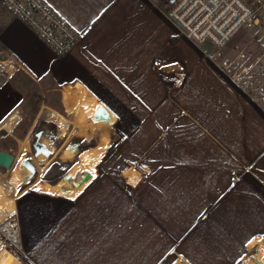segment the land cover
Listing matches in <instances>:
<instances>
[{
	"label": "crops",
	"instance_id": "crops-1",
	"mask_svg": "<svg viewBox=\"0 0 264 264\" xmlns=\"http://www.w3.org/2000/svg\"><path fill=\"white\" fill-rule=\"evenodd\" d=\"M46 1L81 41L58 57L0 4V60L19 66L0 86V126L25 107L71 113L64 89L78 87L121 134L124 186L93 188L98 174L74 198L23 193L86 200L23 241L26 263L264 264L262 106L185 48L154 0Z\"/></svg>",
	"mask_w": 264,
	"mask_h": 264
},
{
	"label": "built area",
	"instance_id": "built-area-1",
	"mask_svg": "<svg viewBox=\"0 0 264 264\" xmlns=\"http://www.w3.org/2000/svg\"><path fill=\"white\" fill-rule=\"evenodd\" d=\"M154 1L188 40L208 43L201 48L205 57L264 110V0ZM0 4L58 57L70 54L81 41L79 31L46 0H0ZM18 69L15 61L0 60V81L9 80ZM0 240V253L27 264L16 214L0 224Z\"/></svg>",
	"mask_w": 264,
	"mask_h": 264
},
{
	"label": "rangeland",
	"instance_id": "rangeland-1",
	"mask_svg": "<svg viewBox=\"0 0 264 264\" xmlns=\"http://www.w3.org/2000/svg\"><path fill=\"white\" fill-rule=\"evenodd\" d=\"M2 10L4 9L0 7V12ZM170 25L172 30H180L172 21H170ZM262 34L264 35V32ZM183 38L185 40H183L185 48L188 47V50L200 54L203 57V60L213 66V70L215 71L214 74L225 79V76L218 71V69L211 63L209 58L205 57L201 50V48L203 47H208V43L198 45L191 43V41H188L186 37ZM17 75H19V73H17L16 76ZM4 83V81H0V86H2ZM64 100L68 103H72L69 99H66L65 97ZM41 101L42 100L39 99L35 100L37 104L41 103ZM48 101H54L55 103H59V97L47 99L46 102L48 103ZM25 108L26 109L24 111V114L21 115V121L20 115L18 113L12 114L3 124L9 121V119L12 117H17L18 121L14 124L10 132L3 131L0 133V150H5L13 154L16 159L15 165L11 170L0 168V171L2 173L7 174V180L9 181V183L15 185L16 192L22 191L30 183H32L38 177V171L40 170H42V178L52 183L59 181L64 176L73 172V167L77 164V159L79 157L74 160L71 164L62 165L60 162L61 151L64 149L65 145L68 143H70L71 145H77L82 150L81 153L84 154L86 151L97 146L96 143H98L103 133H108L110 135L108 138L109 148L107 149V154L104 153L95 157L94 159L95 175L93 181L97 178L98 174L100 175V178L93 183L92 187L112 188L124 186L121 181H119L114 176V172L118 169V167L123 161L120 158L121 134H119L115 130L114 126L95 127L92 121H88L86 122L84 129L81 131L75 128L74 126L68 124V127L66 129L60 130V133L65 140L57 142L55 140V137H57L58 134L57 123L60 122V119L54 117L52 111L49 109H45V111L40 113L38 112V108ZM61 114L65 115L67 118L73 117L72 113H68L63 109L61 110ZM18 122L19 124L17 125ZM115 122L116 119L114 120V124ZM40 129H45V133L42 136L41 141L49 148V150L52 151L51 157H45L43 155L39 157L34 156V150L32 148V145L36 141V133ZM25 140H27L26 143H21V141ZM77 149L78 148H75L74 150ZM28 151H30V153H28ZM105 154L106 157L104 159ZM26 158H31L33 161H38L40 167H38L37 174L35 176H32L29 172L28 177L26 179H24L23 177L22 179L18 177L17 174L20 166V160ZM89 192L92 193V191ZM87 196L83 198H86ZM81 202L85 203L86 200H80L78 202V206L76 207L77 203L74 204L71 201H67L53 196H48L45 194L38 193L35 190H31L30 192L17 199L16 211L11 214H16L20 220L23 241L26 244H29V246L31 245V243L33 245H36L38 236L44 235L46 233H52L54 224L53 222L55 220L67 217L68 215H70V213L74 214L76 210H78L77 208L80 207L79 203ZM25 248H27V245H25Z\"/></svg>",
	"mask_w": 264,
	"mask_h": 264
},
{
	"label": "bare ground",
	"instance_id": "bare-ground-1",
	"mask_svg": "<svg viewBox=\"0 0 264 264\" xmlns=\"http://www.w3.org/2000/svg\"><path fill=\"white\" fill-rule=\"evenodd\" d=\"M63 94L66 99H69L72 102V106L69 108V110L73 114V118H67L65 115L59 113L58 111L51 110L54 117L60 119V122L58 123V126H60L59 130L66 129L68 127V124H70L74 126L75 128H77L78 130L82 131L85 127L86 122L88 121H92L95 127L112 126L106 121H102L100 119L95 118L94 114L96 112V108L92 100H90L81 91L80 88L78 87L70 88L69 87V89L67 90L64 89ZM17 121H18L17 117L10 118L9 121H7L5 124L0 126V133L3 131L10 132L14 124ZM59 130H58V135H57V140H56L57 142H61L64 139L63 136H59ZM109 136L110 135L108 133H103L98 143H96L97 146H95L94 148L82 154V156L78 160V163L80 166L76 169L74 174L70 176V178L66 176L60 179L59 181L52 183L42 178V170H40L38 171V177L32 183H30L24 190L20 192H16L15 185H13L12 183H9V181L7 180V174L2 173L0 171V224L4 223V221L8 217V214L13 212V210L15 209L17 198L34 186L41 187L47 192L58 194L66 198L76 197L81 192V190L84 188V187L80 188L77 185V182L80 180V178H82L88 173H90L94 177L95 175L94 159L95 157L107 152V149L109 148L108 147ZM26 142L27 140L21 141V143H26ZM78 151L79 149L71 150L68 148L65 152L64 160L66 162H69L76 155ZM15 162H16V159H15ZM15 162L12 165V167L7 170H11L13 166L15 165ZM22 162L20 163L17 176L22 179L23 177L24 179H26L29 175V171L22 165ZM60 162L62 165H65L62 159H60ZM38 167H40L39 164H38Z\"/></svg>",
	"mask_w": 264,
	"mask_h": 264
},
{
	"label": "water",
	"instance_id": "water-1",
	"mask_svg": "<svg viewBox=\"0 0 264 264\" xmlns=\"http://www.w3.org/2000/svg\"><path fill=\"white\" fill-rule=\"evenodd\" d=\"M96 119H100L102 121L111 122V114L109 110L105 106H101L94 114ZM44 135L43 130H39L36 133V141L33 143L32 148L34 150V156L39 157L41 154L46 157L52 156V151L41 141L42 136ZM74 148L80 149L77 145H73ZM15 162V156L7 151H0V168L9 169ZM22 165L31 173L32 176L37 174L36 167L31 158H26ZM92 175L90 173L86 174L77 182V185L80 188H83L87 185V183L92 179ZM70 178V176H68Z\"/></svg>",
	"mask_w": 264,
	"mask_h": 264
},
{
	"label": "flooded vegetation",
	"instance_id": "flooded-vegetation-1",
	"mask_svg": "<svg viewBox=\"0 0 264 264\" xmlns=\"http://www.w3.org/2000/svg\"><path fill=\"white\" fill-rule=\"evenodd\" d=\"M57 125H58V123H57ZM40 130H43L44 131V133H45V129H40ZM58 130H59V126H58ZM58 135V134H57ZM59 136H62L61 135V133H60V130H59ZM55 140H57V137H55ZM65 139H63V141H64ZM56 142V141H55ZM68 145H69V147H68ZM70 147H72L73 148V145H71L70 143H68V144H66L65 145V147H64V149L61 151V159L65 162V165H68V164H71L74 160H76L78 157L80 158V156H82V154L83 153H81V149H79V151L76 153V155L69 161V162H66L64 159H65V157H64V155H65V152H66V150L69 148V149H71V150H74L75 148H70ZM28 153H30V151H28ZM58 153V152H57ZM56 153V154H57ZM55 154V155H56ZM79 158L77 159V164L76 165H74V169H73V172H71L70 174H68V175H66V176H72L73 174H74V172L76 171V169L80 166L79 165V163H78V160H79ZM23 160H25V159H21L20 160V163L23 161ZM33 163H34V165L37 167V169H38V161H33ZM66 176H64V177H66Z\"/></svg>",
	"mask_w": 264,
	"mask_h": 264
},
{
	"label": "snow or ice",
	"instance_id": "snow-or-ice-1",
	"mask_svg": "<svg viewBox=\"0 0 264 264\" xmlns=\"http://www.w3.org/2000/svg\"><path fill=\"white\" fill-rule=\"evenodd\" d=\"M37 190H39V189H37ZM262 239H264V237H262ZM249 243H252V241L250 240ZM242 259H243V258H242Z\"/></svg>",
	"mask_w": 264,
	"mask_h": 264
}]
</instances>
